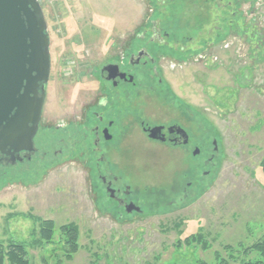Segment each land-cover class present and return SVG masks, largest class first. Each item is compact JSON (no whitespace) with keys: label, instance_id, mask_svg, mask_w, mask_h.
Here are the masks:
<instances>
[{"label":"rangeland","instance_id":"obj_1","mask_svg":"<svg viewBox=\"0 0 264 264\" xmlns=\"http://www.w3.org/2000/svg\"><path fill=\"white\" fill-rule=\"evenodd\" d=\"M227 1L53 0L43 4L52 61L44 117L55 123L72 110L78 92L91 87V77L79 71L103 46L117 44L136 25L153 21L174 26V40L187 36L192 59L165 74L177 94L200 110V159L189 162L162 146L143 148L134 181L163 184L180 176L186 163L199 164L200 177L197 190L189 192L191 174L185 175L180 191L172 196L173 206L121 219L107 213L110 209L90 191L82 161L55 167L43 163L38 170L37 153L19 168L0 169V243L28 242L33 264H168L177 259L184 264L197 258L216 263V251L227 258L224 244L249 246L263 235L264 48L238 28L234 36L227 32ZM240 1V20L264 32V0ZM214 138L220 152L207 160ZM49 139L42 136L41 143ZM34 142L38 147V132ZM179 217L184 220L181 233L173 226ZM41 219L53 220L57 226L70 222L79 226L81 247L71 261L55 243L31 246ZM202 228L208 233L209 249L177 246L178 240ZM53 240H59L57 233ZM243 256L230 264H241Z\"/></svg>","mask_w":264,"mask_h":264},{"label":"flooded vegetation","instance_id":"obj_2","mask_svg":"<svg viewBox=\"0 0 264 264\" xmlns=\"http://www.w3.org/2000/svg\"><path fill=\"white\" fill-rule=\"evenodd\" d=\"M232 28L230 34L234 36L236 30ZM174 31L175 27L165 21L136 25L123 40L103 46L98 56L88 57L89 66L79 74L91 77V87L78 92L72 110L56 123L45 119L43 107L38 147L14 159L0 154V169L19 168L32 162L37 153L38 170L43 163L55 167L82 161L90 191L110 209L107 213L121 219L173 206L172 196L180 191L187 174H191L189 192L197 190V163H186L180 176L163 184L139 181V185L134 181L144 149L162 146L189 162L200 159V110L179 96L166 79V72L194 55L185 40L187 36L174 40ZM188 38L193 41L192 36ZM47 88L48 84L45 103ZM47 135L50 139L42 144V136ZM211 144L207 160L220 152L216 138ZM187 189H183L186 196Z\"/></svg>","mask_w":264,"mask_h":264},{"label":"water","instance_id":"obj_3","mask_svg":"<svg viewBox=\"0 0 264 264\" xmlns=\"http://www.w3.org/2000/svg\"><path fill=\"white\" fill-rule=\"evenodd\" d=\"M51 66L41 3L0 0V154L34 151Z\"/></svg>","mask_w":264,"mask_h":264},{"label":"trees","instance_id":"obj_4","mask_svg":"<svg viewBox=\"0 0 264 264\" xmlns=\"http://www.w3.org/2000/svg\"><path fill=\"white\" fill-rule=\"evenodd\" d=\"M208 1H214V0H208ZM251 2L254 3L256 2V0H252ZM240 5H241L240 0L227 1V4L225 6L226 9L224 10V13L227 15V17H225L226 20L225 27H227V32L231 33L230 31H232L231 30L232 26L235 30H237L238 28L239 30H242V32L244 33L247 31L250 39L254 40L255 38V40L262 43L260 47L263 46L264 48L263 30L261 29L259 30L258 28H256L254 23H251L250 25L244 19L240 20L243 18L241 17L243 15V11L240 10ZM253 20L255 21V19ZM221 27L219 31L223 30ZM261 166L264 172V156L261 161ZM1 176L2 175H0V177ZM40 222H41L40 228L39 230H36L34 232L35 237L33 238L31 246L33 247L35 245L43 246L45 244L55 243L59 245L58 247H60L63 250L64 257L68 261H71L81 247L79 243V237H80L79 226L74 222L65 223L57 226L53 220H49V219L47 220L41 219ZM173 223H174L173 226H175L177 232L181 233L182 232L181 227L184 223L182 217H179L177 220H174ZM56 233L59 236V240L54 241L53 239ZM183 243L186 244L187 246L200 245L204 250L209 249L211 246L210 241L208 239V233L205 232L203 228L200 229L199 233L189 235L184 240L181 239L178 240L177 246L180 247ZM28 247H29L28 242H22V241L11 240L7 244L0 243V264H33L29 256ZM223 249L225 250V252H227V258L223 257L220 251H216L215 254L216 263H210L203 259L197 258L195 262L187 261L184 264H230L231 260L235 261L236 259L240 258L241 253H244L245 256L254 255V257L249 259L248 257L243 256V258L245 259L241 260V264H264V233L256 241L249 244V246L243 245L241 243L237 247L230 244H224ZM256 254L258 255V257H256ZM180 261L181 260L177 259V260H173L168 264H183L180 263ZM90 264H99V263L98 261H93Z\"/></svg>","mask_w":264,"mask_h":264},{"label":"built area","instance_id":"obj_5","mask_svg":"<svg viewBox=\"0 0 264 264\" xmlns=\"http://www.w3.org/2000/svg\"><path fill=\"white\" fill-rule=\"evenodd\" d=\"M41 4L51 3L53 0H38Z\"/></svg>","mask_w":264,"mask_h":264}]
</instances>
